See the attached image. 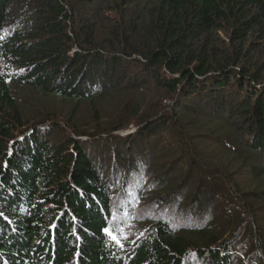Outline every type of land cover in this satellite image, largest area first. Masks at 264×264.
<instances>
[{"label": "trees", "instance_id": "16d2710c", "mask_svg": "<svg viewBox=\"0 0 264 264\" xmlns=\"http://www.w3.org/2000/svg\"><path fill=\"white\" fill-rule=\"evenodd\" d=\"M122 65L141 69L157 105L173 102L175 120L186 101L238 114L240 149L264 160V0H0V264H236L227 232L136 219L151 192V166L132 155L144 146L107 167L86 154L78 137L100 134L76 129L79 114L114 119L98 125L111 143L134 116L144 127L129 142L161 124L141 111L138 76L107 87ZM113 91L117 103L98 106Z\"/></svg>", "mask_w": 264, "mask_h": 264}, {"label": "rangeland", "instance_id": "374dc122", "mask_svg": "<svg viewBox=\"0 0 264 264\" xmlns=\"http://www.w3.org/2000/svg\"><path fill=\"white\" fill-rule=\"evenodd\" d=\"M123 69L126 70L122 72ZM140 71V68L134 69L125 65L120 69L115 67L116 75L109 78L107 85L110 86L107 87L119 86L118 83L126 84L130 81L129 78L139 77L142 73ZM125 75L127 80H124ZM145 80L147 79L144 75L137 79L140 84L138 87L147 89L145 93L150 96L141 111L145 113L150 109L153 112L158 110L159 113L153 116L161 124L155 133L143 135L139 141L132 142L135 138L127 141L132 135L137 137L144 127L142 121L139 122L140 119L134 116L128 124L110 133L115 136L111 143L110 137H104L110 130L100 129L111 127L98 125L99 122L113 123L114 119L102 116L101 119L93 121L92 115L79 114V123H71L77 128L71 126L72 128L89 135L94 134L95 128L99 129L96 135L100 134L93 139L83 135L78 137L80 142L88 143L87 149L83 144L86 154L95 164L102 163L107 167L114 166L113 160L116 159L118 151L124 157L122 161L127 163L128 151L125 149L136 152L138 146H144L141 154L132 155L144 157L145 164L151 166L148 168L147 179V168L143 171L141 190L147 189L151 192L147 198L137 203L134 210L136 219L159 214L162 220L172 219L173 224L180 227H198L202 229L200 231L204 229L218 234L227 232L228 236H224V240L235 239L230 240V248L232 254L238 256L236 264H264V201L262 197H258L264 192V176L256 177L260 168L264 167V160L261 156H253L240 149L245 140H250L243 120L240 121L238 114H219L217 104H210L213 105L210 108L197 106L195 109L191 107L194 106L193 101L184 102L191 105L187 107L190 110L175 120L173 102L166 99L161 102V107L157 105V92ZM151 96H155V100ZM118 97L113 91L106 102L97 101L98 106L117 103ZM61 122L64 123L65 120L62 119ZM116 139L118 140L114 141ZM112 145L115 146L114 149ZM120 163L121 161L118 165ZM143 165L140 162L137 166L142 168ZM153 176L160 178L157 186L156 181H153L157 177ZM116 196H120L119 191L112 198L115 199ZM165 201H169V204H165ZM141 222L145 221L140 220ZM139 227L144 229L143 225Z\"/></svg>", "mask_w": 264, "mask_h": 264}, {"label": "snow or ice", "instance_id": "6c2138e0", "mask_svg": "<svg viewBox=\"0 0 264 264\" xmlns=\"http://www.w3.org/2000/svg\"><path fill=\"white\" fill-rule=\"evenodd\" d=\"M106 234H108L110 236V238L116 242L117 244H120V237L117 235H113L109 230H105ZM126 238V237H125Z\"/></svg>", "mask_w": 264, "mask_h": 264}]
</instances>
